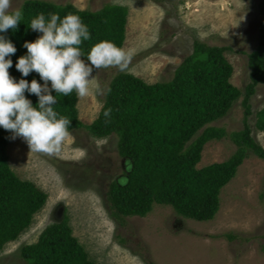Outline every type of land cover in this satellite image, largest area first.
<instances>
[{
	"label": "rangeland",
	"instance_id": "rangeland-1",
	"mask_svg": "<svg viewBox=\"0 0 264 264\" xmlns=\"http://www.w3.org/2000/svg\"><path fill=\"white\" fill-rule=\"evenodd\" d=\"M25 0H12L13 8ZM73 3L82 10L104 4L128 10L123 47L134 53L128 68L100 69L94 75L104 95L78 99L81 121L88 125L99 115L115 74L132 73L146 82L167 81L193 50L195 39L228 46L233 65L231 82L245 90L250 81L249 54L259 38L262 0H47ZM241 96L227 115L212 125L227 131L244 127ZM248 122L264 146V130L256 127V112L264 108V84L251 98ZM58 156L31 152L23 138H10L9 162L23 179L47 193L44 207L32 225L0 252V264H26L21 248L37 241L41 231L65 216L74 235L99 264H264V159L251 154L221 191V207L212 220L198 221L177 214L172 206L155 204L146 216L112 215L109 184L122 179L128 163L118 152L116 134L96 138L86 127L70 131ZM12 137V135H11ZM236 150L229 137L205 145L202 167L223 161ZM61 210V215L58 212Z\"/></svg>",
	"mask_w": 264,
	"mask_h": 264
},
{
	"label": "trees",
	"instance_id": "trees-1",
	"mask_svg": "<svg viewBox=\"0 0 264 264\" xmlns=\"http://www.w3.org/2000/svg\"><path fill=\"white\" fill-rule=\"evenodd\" d=\"M23 19L17 30L0 33L17 48L9 69L17 82L29 83L39 74L27 77L16 69L19 57L27 54L24 43L34 42L42 33L30 28L39 13L78 14L88 26L91 39L81 49L87 58L91 48L104 40L123 47L128 13L125 5L107 3L98 10H82L73 3L25 0ZM259 38L249 54L250 81L245 90L231 82L233 65L225 56L228 46L209 45L195 39L193 50L176 67L174 76L154 83L128 72L114 75L98 117L85 125L78 110V98L57 95L53 106L58 115L71 121L69 131L86 127L96 138L118 137V152L128 163L122 179L113 180L107 190L112 215L146 216L155 204L169 205L178 215L198 221L216 217L221 207V191L238 173L245 159L254 154L264 159V146L253 135L248 122L253 114L251 98L256 87L264 84V0L260 3ZM38 105V97L25 93ZM53 95H56L53 92ZM243 96L244 127L227 131L212 125L228 114ZM112 108V122L104 124L103 112ZM256 127L264 130V108L256 112ZM12 133L0 127V252L29 228L34 216L47 201V193L35 182L21 178L11 167L7 146ZM229 137L236 150L223 161L199 167L205 145ZM26 264H99L74 235L65 216L48 224L37 241L21 248Z\"/></svg>",
	"mask_w": 264,
	"mask_h": 264
},
{
	"label": "clouds",
	"instance_id": "clouds-1",
	"mask_svg": "<svg viewBox=\"0 0 264 264\" xmlns=\"http://www.w3.org/2000/svg\"><path fill=\"white\" fill-rule=\"evenodd\" d=\"M48 16L50 19L46 20L45 14L39 13L31 20L30 28L42 35L34 42L24 43L27 54L19 57L15 65L23 77L38 73L43 84L36 79L29 83L21 78L17 82L11 76V56L17 48L5 35H0V127L10 131L12 139L23 138L30 153L52 157L62 152L71 136V121L54 110L57 95L75 92L78 99L104 95L105 89L97 83L94 73L110 67L124 71L134 53L104 40L96 43L85 59L81 45L91 39V34L82 18L74 13L62 19L58 13ZM22 19V10L14 9L12 0H0V33L17 30ZM26 92L38 97L37 106H33ZM112 111L107 108L103 112L105 125L112 122Z\"/></svg>",
	"mask_w": 264,
	"mask_h": 264
},
{
	"label": "water",
	"instance_id": "water-1",
	"mask_svg": "<svg viewBox=\"0 0 264 264\" xmlns=\"http://www.w3.org/2000/svg\"><path fill=\"white\" fill-rule=\"evenodd\" d=\"M61 210H62V208H61L60 211L58 212V216L61 215Z\"/></svg>",
	"mask_w": 264,
	"mask_h": 264
}]
</instances>
